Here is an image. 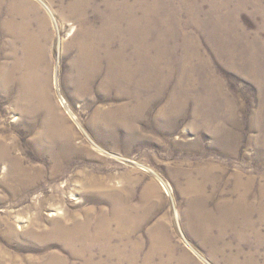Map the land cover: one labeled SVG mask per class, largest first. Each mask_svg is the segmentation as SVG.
Returning <instances> with one entry per match:
<instances>
[{
	"label": "rangeland",
	"instance_id": "1",
	"mask_svg": "<svg viewBox=\"0 0 264 264\" xmlns=\"http://www.w3.org/2000/svg\"><path fill=\"white\" fill-rule=\"evenodd\" d=\"M76 1L0 0V264H264V0H126L112 84Z\"/></svg>",
	"mask_w": 264,
	"mask_h": 264
},
{
	"label": "bare ground",
	"instance_id": "2",
	"mask_svg": "<svg viewBox=\"0 0 264 264\" xmlns=\"http://www.w3.org/2000/svg\"><path fill=\"white\" fill-rule=\"evenodd\" d=\"M89 1L91 2L92 0H77L74 3V8L73 7L72 8H73V10L77 8L78 12H81L84 9H86V7H87L86 4ZM110 5L112 6V9H111L112 11H109L108 15L105 16L106 17L105 18L106 23H104L103 26L101 27L100 34L98 36H100L102 39H104V37L106 38L105 43L107 46L106 53H107V58H108V64H107V67L105 70L106 71V77L105 78H106L108 83L112 84L113 83V80L111 77L112 74H115V76H118V79H124V78L126 79V69H125V60H124L125 59L124 58V40H123L124 29L122 26L123 21H124V16H125V10H126V0L120 1L118 9H117L116 4L110 3ZM75 14H76V12H75ZM83 34H84V32H83ZM88 34H89V31H88ZM113 35L119 36V39H120L119 44H118L119 48L115 53H110L111 52L110 48L112 46L111 41H112ZM16 39H13L11 41L10 45L12 47L15 44H19V47H20L19 52H20L21 56L20 57L17 56L18 52H17V48H15L14 54H13V56H14L13 58L15 60L14 66L15 67L21 66V65L25 66L26 73H27V75H25V76H26V79L28 80L26 82H28L30 84V83H32L31 78H32V76H33L32 74L34 72L33 68H35L37 66V63H38L37 61L40 59L41 54H42L41 53L42 50L37 48L39 46V40H38L37 36L27 35L26 33L20 34V36L18 37L19 41H17ZM94 50H95V46L93 45V43L91 42L90 39L85 40L81 44V46L79 48L80 54H79V57L77 59L78 60L77 62L80 65L83 64L82 66L84 67V69H86V68L88 69L89 67L92 69L95 64L99 63L97 61L98 59L94 58V56L92 55ZM91 69H90V71H91ZM96 69H98L97 65H96ZM23 74H25V73H23ZM94 75H93V77H94ZM9 77H11V76H9ZM3 89H4V83L0 84V93L4 92ZM1 161H4L7 163V165L9 166L10 172L16 173V175H13V176H17L15 179V182L17 184H19L21 186L28 184L29 180H27L24 177L23 171L20 168H17L16 161L9 156L8 145H6L4 142H1V140H0V162ZM53 177H56V176L54 175Z\"/></svg>",
	"mask_w": 264,
	"mask_h": 264
}]
</instances>
